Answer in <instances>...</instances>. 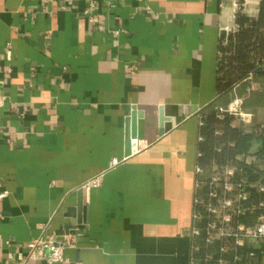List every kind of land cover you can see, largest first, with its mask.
I'll list each match as a JSON object with an SVG mask.
<instances>
[{"label":"crops","instance_id":"1","mask_svg":"<svg viewBox=\"0 0 264 264\" xmlns=\"http://www.w3.org/2000/svg\"><path fill=\"white\" fill-rule=\"evenodd\" d=\"M69 1L0 0V264L37 239L63 264H189L201 113L239 99L235 126L264 128L263 78L215 91L220 37L262 0ZM253 155L264 176V133Z\"/></svg>","mask_w":264,"mask_h":264},{"label":"built area","instance_id":"2","mask_svg":"<svg viewBox=\"0 0 264 264\" xmlns=\"http://www.w3.org/2000/svg\"><path fill=\"white\" fill-rule=\"evenodd\" d=\"M74 1L77 0H70L67 5ZM85 15L91 21L90 12ZM242 105L238 99L226 108L214 109L218 114L237 116L242 114ZM261 163V155L237 158L210 173L197 165L189 264H257L264 247V201L257 203L253 198L264 194ZM65 247L59 241L32 240L26 245L22 262L63 264L67 261Z\"/></svg>","mask_w":264,"mask_h":264},{"label":"trees","instance_id":"3","mask_svg":"<svg viewBox=\"0 0 264 264\" xmlns=\"http://www.w3.org/2000/svg\"><path fill=\"white\" fill-rule=\"evenodd\" d=\"M236 29L223 34L218 45L215 91L223 96L249 77L264 79V0L257 17L239 12ZM214 106L201 113L198 165L203 168H222L244 154L246 143L264 133V128L244 134L235 126L236 116L218 114ZM255 202L264 201V194L254 195Z\"/></svg>","mask_w":264,"mask_h":264},{"label":"water","instance_id":"4","mask_svg":"<svg viewBox=\"0 0 264 264\" xmlns=\"http://www.w3.org/2000/svg\"><path fill=\"white\" fill-rule=\"evenodd\" d=\"M140 115L133 110L130 117L126 120L125 132V158L131 156L132 141L137 139V119Z\"/></svg>","mask_w":264,"mask_h":264}]
</instances>
